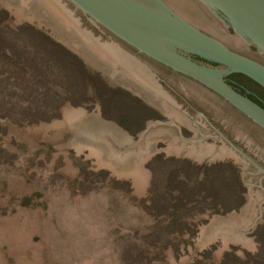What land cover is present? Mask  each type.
Segmentation results:
<instances>
[{"label": "rangeland", "instance_id": "374dc122", "mask_svg": "<svg viewBox=\"0 0 264 264\" xmlns=\"http://www.w3.org/2000/svg\"><path fill=\"white\" fill-rule=\"evenodd\" d=\"M106 37L64 1L0 0V264H264V177L217 130L263 166L264 134L150 63L140 82Z\"/></svg>", "mask_w": 264, "mask_h": 264}, {"label": "water", "instance_id": "95a60500", "mask_svg": "<svg viewBox=\"0 0 264 264\" xmlns=\"http://www.w3.org/2000/svg\"><path fill=\"white\" fill-rule=\"evenodd\" d=\"M61 1L106 33L108 43L117 45L130 59L146 68L148 60L169 68L219 96L264 131V106L228 82L230 76L240 74L264 90V0H197L255 54L228 45L176 12L165 0ZM158 122H148L137 140ZM217 131L264 177L261 163Z\"/></svg>", "mask_w": 264, "mask_h": 264}, {"label": "flooded vegetation", "instance_id": "af4514ba", "mask_svg": "<svg viewBox=\"0 0 264 264\" xmlns=\"http://www.w3.org/2000/svg\"><path fill=\"white\" fill-rule=\"evenodd\" d=\"M91 25V24H90ZM94 27V26H93ZM95 28V27H94ZM97 29V28H95ZM103 35L106 36V33H103ZM264 62V60H262ZM148 63H150L151 65H153L154 67H156V72L158 74L160 73H164L167 74L168 76H175V77H180L181 79H184L186 81H189L188 79H186L185 77H183L182 75H179L175 72H173L172 70H170L169 68L153 61V60H148ZM191 82V81H189ZM228 82L230 84H232L236 89H238L240 92L246 94L247 96H249L250 98H252L253 100L257 101L259 104H261L262 106H264V90L259 87L256 83H254L252 80H250L249 78H247L244 75H240V74H236L233 76H230L228 78ZM192 83V82H191ZM204 90V89H203ZM206 91V90H205ZM211 93V92H209ZM212 96L216 97L217 99L221 100L227 107H229L230 109H232L234 112H236L238 115H240L242 118H244L245 120H247L248 122H250L252 124L253 127H255L257 130H259L260 132H262L264 134V131L258 127L255 123H253L250 119H248L246 116H244L241 112H239L236 108H234L232 105H230L229 103L225 102L223 99H221L219 96L211 93ZM203 112V111H201ZM200 111H197L196 116L198 117L200 115H202ZM211 120V119H210ZM214 124L215 122L213 120H211ZM217 125V124H215ZM227 135V134H226ZM228 136V135H227ZM229 137V136H228ZM230 138V137H229ZM230 140H232L234 143H236L232 138H230Z\"/></svg>", "mask_w": 264, "mask_h": 264}, {"label": "bare ground", "instance_id": "6f19581e", "mask_svg": "<svg viewBox=\"0 0 264 264\" xmlns=\"http://www.w3.org/2000/svg\"><path fill=\"white\" fill-rule=\"evenodd\" d=\"M105 45L108 48L107 50L113 59L121 63L122 66L126 67L133 74V76L139 79L140 82L144 84H150L152 86L150 74L148 73L149 69L147 70L144 64H139L136 60L130 59L115 44L107 43ZM77 111H80V109H78Z\"/></svg>", "mask_w": 264, "mask_h": 264}, {"label": "trees", "instance_id": "16d2710c", "mask_svg": "<svg viewBox=\"0 0 264 264\" xmlns=\"http://www.w3.org/2000/svg\"><path fill=\"white\" fill-rule=\"evenodd\" d=\"M239 264H242V263L239 262Z\"/></svg>", "mask_w": 264, "mask_h": 264}]
</instances>
